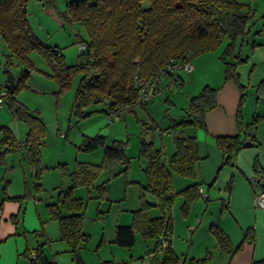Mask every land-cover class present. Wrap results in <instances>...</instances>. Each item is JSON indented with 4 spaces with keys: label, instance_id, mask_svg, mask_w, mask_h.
<instances>
[{
    "label": "trees",
    "instance_id": "1",
    "mask_svg": "<svg viewBox=\"0 0 264 264\" xmlns=\"http://www.w3.org/2000/svg\"><path fill=\"white\" fill-rule=\"evenodd\" d=\"M28 0H0V39L3 40L9 52L6 56L18 57L23 68L14 79L12 90H7L6 103L11 114L27 125V131L21 148L32 174V191L40 189V154L45 134V126L41 117L15 98L17 92L28 79L31 64L28 53L35 51L45 58L51 66V75L61 86L68 84L67 75L70 67L63 61V55L57 46L46 45L31 32L27 18ZM41 1V0H40ZM62 12L63 18L81 24L86 36L76 42L83 44L79 49L78 62L71 66L77 71L79 81L74 93L71 113L83 117L90 112L83 108L89 104L102 103L103 114H112L115 108L132 102L138 90L134 86L135 76L139 79H151L170 60H190L198 53L213 50L223 39L228 42L221 58L224 62L225 77L234 80L241 90L235 122L237 133L234 135H217V147L228 157L242 145L241 135L248 125L241 121L240 106L244 97V86L239 82L236 67L244 61L239 54L235 61L226 60L233 55L235 42L244 39L249 25L255 21V11L248 4L235 0H71L67 1ZM10 67V58L5 62ZM4 86L5 83L1 84ZM264 89V79L260 80L257 90ZM217 104V88L204 85L196 94L190 96L185 114L170 127L173 133L174 150L169 159L162 157L161 147L152 140L140 137L139 154L145 158L146 165L142 169L146 183L144 189L156 195V202L142 199V205L133 210L132 222L128 225H117L114 242L119 246L130 247L135 243V233L143 238H155L156 244L152 253L159 249L162 239L167 238L168 246L161 253L158 264H181L177 255L170 248V237L173 227L171 205L172 192L170 188L171 173L195 178L197 163L200 159L197 147V128H205V114ZM129 108L125 112H134ZM124 112V113H125ZM123 114V113H122ZM146 128V127H145ZM190 128H192L191 133ZM2 141L10 139L14 146V138L5 125L0 126ZM105 137L94 134L84 135L80 148L103 150V160L99 164L76 161L74 168L68 172L71 185L59 188L54 202L46 204L48 215L58 222L60 239L69 246L70 251H77L79 244L87 240L82 231L83 202L73 196L72 188L77 185L90 186L103 166L119 159L126 171L128 159L125 156V146L120 140L105 143ZM254 138V137H252ZM10 147V148H13ZM257 171V167L255 168ZM198 182L191 183L181 190L186 208L192 200L199 197ZM99 195L106 192V183L98 185ZM24 183V192L14 199L25 198L31 191ZM151 206H157L158 216H149ZM217 239V244L230 255L240 249L242 242L252 238V230L247 229L237 246H232L222 230L210 226ZM33 264H53L36 249ZM207 252L202 258H190L191 264H203L209 257ZM109 264V263H108ZM251 264H264V260L253 261Z\"/></svg>",
    "mask_w": 264,
    "mask_h": 264
},
{
    "label": "rangeland",
    "instance_id": "2",
    "mask_svg": "<svg viewBox=\"0 0 264 264\" xmlns=\"http://www.w3.org/2000/svg\"><path fill=\"white\" fill-rule=\"evenodd\" d=\"M67 1L71 0H55L53 5L57 14L61 16V23L48 19L46 15L41 16L33 11L31 6H28L27 13L31 28L39 40L46 45L57 46L62 52L65 65L70 67L68 73H62L63 77L67 75L68 84L61 86L59 81L50 74L52 68L45 58L35 51H31L27 55L32 64L28 67L29 77L25 85L14 93L18 101L41 117L45 126V134L42 140L44 144L41 153H39L41 165L39 182L41 186L36 195L38 196V203L43 209L47 203L56 200L59 188L71 185L68 172L74 168L76 161L91 164L102 162L103 150L101 147L87 151L81 149L80 145L83 136L89 135L88 133L91 134L92 127L100 120L106 119L101 135L105 137L106 144H111L115 139L124 143L125 156L128 159L127 169L123 171L125 164L121 163V160H113L109 165L101 168L99 175L90 186L77 185L72 188L73 196L80 198L83 202L81 226L82 231L88 237L87 240L79 244L77 251H65L57 248L53 252L59 256L58 264H77L76 255L80 256L83 264L124 262L130 258L131 254L138 256L148 253L156 244L155 238H143L138 232L134 235L135 243L130 247L119 246L114 242L116 226H123L132 222L133 210L141 207L142 199L154 203L157 200L155 194L142 187L146 183L142 170L146 162L143 156L140 157L138 150L140 137L152 140L157 147H161L163 159L165 161L169 159L174 150L173 133L170 127L183 118L190 96L199 92L204 85L220 88L224 83V62L221 55L228 40L227 38L223 39L222 43L213 50L193 55L190 58L193 65L191 73L183 69L179 71L178 75L183 79L182 83L169 87L168 77L162 76L161 86L163 90L161 94H150L143 105L135 107L134 112H125L117 119L110 121L113 116L103 114L101 111L104 104L94 103L83 108L84 112L89 111L90 114L79 117L71 113V106L80 74L74 71L71 66L78 62L79 47L76 41L78 38H84L86 33L81 24L63 18L61 12H63ZM245 2L248 3V0ZM38 3L42 5L40 1ZM39 23H46L45 25L49 30L43 31L39 27ZM4 44L3 40L0 39V82L2 83L6 80V73L3 69L6 68L7 59L10 58L9 70L14 78L18 76L20 68L24 67L15 55L6 56L9 52ZM236 54L244 58V61L239 62L236 67L239 82L244 86L242 99L244 103L243 106L241 105L243 112L244 108L248 109L253 106L257 93L258 84L256 83L264 78V15L255 14V21L249 25L244 39H237L233 55L227 56L226 60L235 61L234 56ZM191 81L193 82L192 85L189 84ZM27 82H32L36 86L32 87ZM7 105L4 101L0 106V126L9 124L12 129L14 128L15 135L23 134L22 136L25 137L27 125L14 117ZM11 121L13 122L10 124ZM191 131L192 128L189 132L191 133ZM94 134L96 133H92L91 136ZM0 137L2 138L1 131ZM14 140L20 142L17 139ZM19 156L17 149L6 150L4 141L0 139V174L4 173V170L10 171L12 168L21 172V167L17 162L12 163L11 169L5 167L6 161L10 164V160L18 159ZM24 167L26 179L31 189L33 183L30 175L31 170L28 164H24ZM169 173H171V184L169 185L173 195L170 209L173 227L170 234H172V238L175 237L176 239V255L180 263L191 264L190 257L202 258L207 254L205 249L200 248V251L195 253L194 250L199 247L197 239H199L200 234L202 236V229L208 227L207 220L213 222L218 215V210L211 217L210 214L206 213L207 219L206 217L202 218L199 203L206 201L202 197L195 198L185 208V197H183L181 190L191 183L199 181V174L197 172L196 177L192 178L172 171ZM103 182L106 183V192L99 195L96 187ZM0 186L2 185L0 184ZM31 192H33L32 189ZM193 202L195 204L192 208ZM213 205L217 208V202H214ZM158 209L157 206H151L147 210L149 216H158L160 213ZM53 221V227L58 226V222ZM195 225L199 227L197 226L193 238H190L192 235L190 229H193ZM204 231L208 233L207 230ZM188 239H192L193 245ZM49 249L47 246L43 251L46 256L50 253L48 252ZM207 252L210 255L203 264H220L221 253L217 250Z\"/></svg>",
    "mask_w": 264,
    "mask_h": 264
},
{
    "label": "crops",
    "instance_id": "3",
    "mask_svg": "<svg viewBox=\"0 0 264 264\" xmlns=\"http://www.w3.org/2000/svg\"><path fill=\"white\" fill-rule=\"evenodd\" d=\"M38 1L28 0L25 6L27 12L31 6L33 11L41 16L46 15L48 19L61 23V16L57 14L55 6H53L55 0H41L42 5H39ZM235 1L248 4L254 9L255 14L264 15V0H248V3L245 2L247 0ZM28 19L27 13L26 20L33 32ZM45 24L39 23V27L43 31L49 30ZM33 33L36 35L35 32ZM223 82L222 87L217 88V104L205 114V128H197L194 131L200 156L197 164L200 180L196 181L199 184L198 194L199 197L206 200L199 203L200 215L207 219L206 213L211 217L218 210V215L215 214L217 219L214 218L213 222L207 220L208 227L202 229V236L200 234L197 239L199 247L194 250V253L200 251V248L205 249L206 253L209 250H217L221 253L220 264H251L253 261L264 260V208L256 206L254 201V195L258 192V177L260 174H264V89L255 92L256 99L253 106L248 109L244 108L243 112L241 108H243L244 100L242 101V106L239 108L241 121L248 124L256 118V122L245 128V132L240 138L242 145L228 157L229 162H225L227 154L217 147L215 136L237 133L235 115L241 90L233 80L226 78L225 75ZM0 83L2 84V82ZM192 83L191 81L189 84L192 85ZM27 84L32 87L35 85L32 82H27ZM194 94L196 93L192 95ZM105 122L106 119L100 120L92 127L91 134H103ZM6 126L14 139L20 142L24 140L23 134L15 135L14 128L12 129L9 124ZM88 134L91 136L90 133ZM245 140L252 141L253 144L246 146L243 144ZM17 152H19V158L10 160V164L6 161L5 167L11 169L12 163L17 162L21 167V172L12 168L10 171L4 170V173L0 174V184L2 185L0 186V264H33L32 257L36 249H40L48 262L58 264L59 256L53 250L58 248L68 251L70 249L67 243L60 239L59 227H53L54 221L49 217L47 208L40 207L35 192L30 191L25 198H13L23 194L25 182L30 187L25 174L24 164L26 165L27 161L23 155L24 151L22 148H18ZM30 175L32 176L31 173ZM14 183L15 186H13ZM11 188L13 192H11ZM195 202H193L192 208ZM214 202H217L218 209L214 207ZM211 225L219 227L222 232L227 234L233 247L240 243L247 229L252 230L253 236L242 242L241 248L230 255L217 244V239L210 229ZM197 226L190 229L192 232L190 238H193ZM204 230H207L208 233H205ZM188 240H191L192 243V239ZM194 243H196L195 240ZM47 246L50 248L48 256L43 252ZM169 246L176 254L175 237H170ZM152 250L138 256L131 254L130 258L124 262H112V264H158L161 253L157 251L158 249L155 253H152Z\"/></svg>",
    "mask_w": 264,
    "mask_h": 264
},
{
    "label": "built area",
    "instance_id": "4",
    "mask_svg": "<svg viewBox=\"0 0 264 264\" xmlns=\"http://www.w3.org/2000/svg\"><path fill=\"white\" fill-rule=\"evenodd\" d=\"M78 47L79 49H82L84 45L79 44ZM181 69L185 70L188 73H191L193 65L191 64L190 60H170L169 62H167L164 68L160 70V73L151 79H139L138 76H135L134 86L138 90L136 98L128 104L115 108V111L111 114L113 117L110 121H112L113 119H117L129 108H135L138 105H143L146 102V98L150 94H161V91L163 90V87L161 86L162 76L168 77L169 87H172V85L174 84L182 83L183 80L181 76L178 75ZM7 90L8 89L5 88V86L0 85V106L6 100ZM10 142V139H6V141L4 142L6 148H10L13 146ZM21 146L22 142H14L13 147L18 149L21 148ZM257 182L258 192L254 195V201L256 206L264 208V174L259 175ZM166 246H168L167 238H163L162 244L161 246H159L158 251L160 253H163ZM33 257H35V252L33 253Z\"/></svg>",
    "mask_w": 264,
    "mask_h": 264
},
{
    "label": "water",
    "instance_id": "5",
    "mask_svg": "<svg viewBox=\"0 0 264 264\" xmlns=\"http://www.w3.org/2000/svg\"><path fill=\"white\" fill-rule=\"evenodd\" d=\"M4 72L6 73V80L4 81L5 82V88H7L8 90H12L13 88V85H14V77L13 75L10 73V70L8 67L4 68L3 69ZM244 145L246 146H250L251 144H253L252 141H249V140H245L243 142ZM76 259H77V264H83V262L81 261V258L79 255H76Z\"/></svg>",
    "mask_w": 264,
    "mask_h": 264
}]
</instances>
